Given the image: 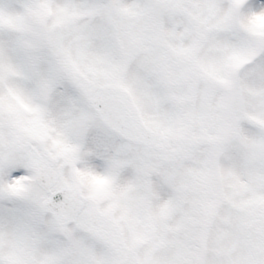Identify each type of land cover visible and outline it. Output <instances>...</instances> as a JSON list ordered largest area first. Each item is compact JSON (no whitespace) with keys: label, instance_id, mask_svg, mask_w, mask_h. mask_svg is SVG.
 I'll list each match as a JSON object with an SVG mask.
<instances>
[{"label":"snow or ice","instance_id":"snow-or-ice-1","mask_svg":"<svg viewBox=\"0 0 264 264\" xmlns=\"http://www.w3.org/2000/svg\"><path fill=\"white\" fill-rule=\"evenodd\" d=\"M0 264H264V0H0Z\"/></svg>","mask_w":264,"mask_h":264}]
</instances>
